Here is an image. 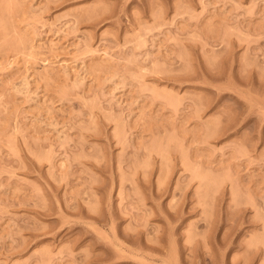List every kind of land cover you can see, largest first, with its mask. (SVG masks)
<instances>
[{
  "label": "rangeland",
  "instance_id": "rangeland-1",
  "mask_svg": "<svg viewBox=\"0 0 264 264\" xmlns=\"http://www.w3.org/2000/svg\"><path fill=\"white\" fill-rule=\"evenodd\" d=\"M0 264H264V0H0Z\"/></svg>",
  "mask_w": 264,
  "mask_h": 264
}]
</instances>
